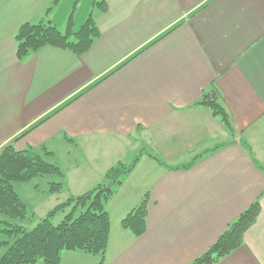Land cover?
I'll return each instance as SVG.
<instances>
[{
	"label": "crops",
	"instance_id": "0c3cea01",
	"mask_svg": "<svg viewBox=\"0 0 264 264\" xmlns=\"http://www.w3.org/2000/svg\"><path fill=\"white\" fill-rule=\"evenodd\" d=\"M52 2L0 0V150L33 148L73 195L141 151L106 204L103 264L191 263L264 190L254 163L264 167V0ZM71 11L74 29L92 12L99 36L87 52L46 45L16 57L22 23L63 31ZM203 94L231 128L196 103ZM145 193L146 230L134 236L120 220ZM98 261L79 250L60 258ZM213 264H264V193L243 244Z\"/></svg>",
	"mask_w": 264,
	"mask_h": 264
},
{
	"label": "trees",
	"instance_id": "16d2710c",
	"mask_svg": "<svg viewBox=\"0 0 264 264\" xmlns=\"http://www.w3.org/2000/svg\"><path fill=\"white\" fill-rule=\"evenodd\" d=\"M56 1L53 0L52 4ZM76 2L74 0L73 10ZM101 3L105 7L103 1H94L93 5ZM98 36L99 30L92 12L87 14L77 29L73 28L72 11L63 31L49 21L24 22L15 33L16 57L22 59L46 45L82 55ZM196 103L208 106L214 115L231 128L227 113L214 95L203 94ZM243 144L249 149L247 144ZM41 150L43 155L51 154L43 146ZM140 153L128 164L118 161L105 172L102 182L73 195L65 185L64 175L57 164L47 161L31 147L17 150L12 144L5 145L0 150V246L4 247L0 264H35L39 260L42 264H60L62 252L74 250L99 255L97 264H103L110 232L106 204ZM254 163L264 171L263 166L255 160ZM45 176L59 178L47 182L49 193H59L66 188L68 194L37 222L27 226L23 223L28 216L27 206L15 190L14 183H25ZM39 183L34 184L35 190H39ZM263 193L264 190L228 224L204 253L189 264H213L241 246L245 231L253 225L259 214ZM147 203L148 194L145 193L140 202L120 220L121 227L134 236H140L146 230ZM58 212L65 214L58 223H53L51 219Z\"/></svg>",
	"mask_w": 264,
	"mask_h": 264
},
{
	"label": "rangeland",
	"instance_id": "374dc122",
	"mask_svg": "<svg viewBox=\"0 0 264 264\" xmlns=\"http://www.w3.org/2000/svg\"><path fill=\"white\" fill-rule=\"evenodd\" d=\"M87 4H89V0H87ZM78 25L80 24L78 23ZM47 177L46 176L44 178L38 177L35 178L32 182H28V183L15 182L14 185L15 190L17 191V193L19 194V196L27 206V211H28L27 218L29 217V219L31 220L34 219V223L37 222V220H39L40 218H42L48 210H50L57 202L63 200L68 194L66 188L62 189L59 193H54V194L49 193L47 182L50 179ZM38 182H40L39 183L40 188L39 190H37L38 191L37 192L34 189V184ZM72 190L73 192L81 193L84 189H72ZM64 214H65L64 212H58L51 219V221L53 223H58L63 218ZM27 218L24 219L25 222H27ZM25 222L24 224H26ZM27 225L30 224L27 223ZM37 264H42V261L41 260L37 261Z\"/></svg>",
	"mask_w": 264,
	"mask_h": 264
}]
</instances>
